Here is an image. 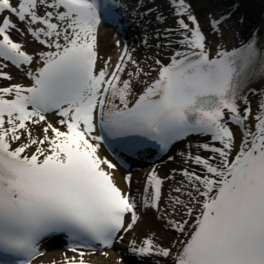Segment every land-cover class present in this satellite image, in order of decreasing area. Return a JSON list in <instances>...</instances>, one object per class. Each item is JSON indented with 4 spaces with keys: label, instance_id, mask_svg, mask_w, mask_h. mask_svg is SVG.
<instances>
[{
    "label": "snow or ice",
    "instance_id": "obj_1",
    "mask_svg": "<svg viewBox=\"0 0 264 264\" xmlns=\"http://www.w3.org/2000/svg\"><path fill=\"white\" fill-rule=\"evenodd\" d=\"M169 5L176 28L165 29V38L175 32L181 50L166 65L156 61V78L130 103L135 86L122 74L128 63L136 65V61L127 48L110 74L107 61L96 70L102 18L114 28L123 19L109 0H17L15 6L0 0V14L8 12L20 22L39 24L38 29L29 27V34L54 49L42 52V66L35 74L28 73L31 86L0 87V253L5 257L0 264H32L44 254L41 241L58 235L66 236L68 251L80 257H65V264H85L84 256L97 251V245L106 255L103 249L122 240L118 234L137 223L135 198L123 193L101 167L115 165L97 155L103 139L94 135L97 126L110 138H147L161 151L192 134L210 137L199 148L212 155L186 157L202 172H182L196 194L187 193L193 207L186 215L195 214L189 238L175 255L150 238L139 247L130 243L131 255L141 261L159 256L165 264L169 258L171 264H264V99L253 115L247 97L253 91L248 87L251 80L264 79V49L253 33L239 47L217 48L211 56L188 0H169ZM41 8L46 9L42 15ZM225 20L224 14L210 16L211 30L218 32ZM14 28L9 16L0 15V59L20 68L31 64L33 57L10 38ZM6 66L0 64V78L10 80L3 72ZM142 72L137 67L127 76ZM48 113L60 117L66 130L49 123L43 127V138H34L29 125H40ZM230 125L241 132L234 155ZM25 135L27 142L13 147ZM33 145L35 151L25 154ZM121 147L135 152L143 142L127 139ZM130 179L125 177L128 183ZM162 183L153 170L146 179L141 207L159 210ZM173 191L177 193L173 205H182L185 186ZM128 214L131 222L125 224ZM186 223L175 227L183 233Z\"/></svg>",
    "mask_w": 264,
    "mask_h": 264
},
{
    "label": "bare ground",
    "instance_id": "obj_2",
    "mask_svg": "<svg viewBox=\"0 0 264 264\" xmlns=\"http://www.w3.org/2000/svg\"><path fill=\"white\" fill-rule=\"evenodd\" d=\"M232 3L236 4L238 6V13L240 15L244 16V24L243 25H235L234 28V35H236V41L235 42H242L246 40L245 37V31L246 29H251L253 24L255 23L257 14L260 11H264V0H232ZM197 6V16L200 19V22H202L203 13H204V6L202 4L196 3ZM103 36L101 37V41L103 40ZM221 41H218L217 44H221ZM114 178L119 181L121 174L119 172H115ZM162 223L158 222L152 215L146 216L143 221L138 222L136 228L141 230H146L149 233H152L154 231L161 232L162 235L165 236V238H168V241L172 239L173 236L167 231L163 230ZM156 229V230H154ZM163 240L162 242H164ZM60 255V252L57 250L48 251L45 254V257H54L57 258ZM112 253L109 252V262L112 260ZM49 259L44 258L43 261H48Z\"/></svg>",
    "mask_w": 264,
    "mask_h": 264
}]
</instances>
